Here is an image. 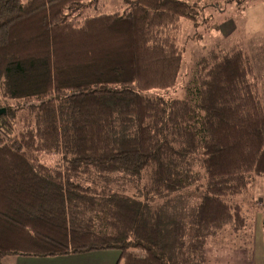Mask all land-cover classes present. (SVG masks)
Listing matches in <instances>:
<instances>
[{
  "label": "trees",
  "instance_id": "1",
  "mask_svg": "<svg viewBox=\"0 0 264 264\" xmlns=\"http://www.w3.org/2000/svg\"><path fill=\"white\" fill-rule=\"evenodd\" d=\"M97 1L0 0V264L98 251L119 252L118 264H205L209 245L241 240L234 199L264 175L252 61L212 53L184 99L151 96L177 85L179 23L199 11L124 0L93 15ZM142 180L140 196L119 190ZM190 189L201 200L177 203Z\"/></svg>",
  "mask_w": 264,
  "mask_h": 264
},
{
  "label": "rangeland",
  "instance_id": "2",
  "mask_svg": "<svg viewBox=\"0 0 264 264\" xmlns=\"http://www.w3.org/2000/svg\"><path fill=\"white\" fill-rule=\"evenodd\" d=\"M183 1L194 5L199 15L195 21L181 20L179 23L180 31L177 39L183 52V63L177 85L167 90L151 91L150 95L160 97L167 102L173 99H184L185 86L192 72L195 71L197 62L212 53L226 54L233 50H241L250 57L254 75L264 95V0ZM126 6L124 0H98L91 14L121 12ZM4 103L11 106L19 104L12 100H6ZM58 160L60 158L56 155L42 157V163L49 167L56 166ZM143 183L144 180L136 184H120L119 190L133 197L140 196ZM188 191H194L193 200L187 199V192H185L177 196L176 202L192 206L201 200L200 191L197 192L195 189ZM234 202L242 207L247 226L240 232L241 240H233V242L244 244L252 239L255 221L264 233V175L257 177L248 193L236 197ZM187 220L190 221L191 216L187 217ZM227 236L228 234L225 237ZM226 241L229 239H224L222 242Z\"/></svg>",
  "mask_w": 264,
  "mask_h": 264
},
{
  "label": "crops",
  "instance_id": "3",
  "mask_svg": "<svg viewBox=\"0 0 264 264\" xmlns=\"http://www.w3.org/2000/svg\"><path fill=\"white\" fill-rule=\"evenodd\" d=\"M263 229L253 223L252 239L244 244L223 242L206 248L205 264H264ZM117 251H98L56 258H26L12 256L1 264H118Z\"/></svg>",
  "mask_w": 264,
  "mask_h": 264
},
{
  "label": "water",
  "instance_id": "4",
  "mask_svg": "<svg viewBox=\"0 0 264 264\" xmlns=\"http://www.w3.org/2000/svg\"><path fill=\"white\" fill-rule=\"evenodd\" d=\"M5 114H6V110L5 109H0V117L5 115Z\"/></svg>",
  "mask_w": 264,
  "mask_h": 264
}]
</instances>
